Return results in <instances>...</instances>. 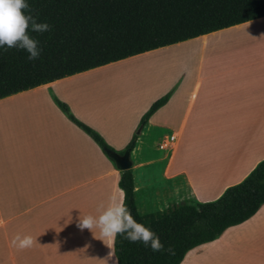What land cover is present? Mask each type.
<instances>
[{
    "label": "crops",
    "instance_id": "crops-1",
    "mask_svg": "<svg viewBox=\"0 0 264 264\" xmlns=\"http://www.w3.org/2000/svg\"><path fill=\"white\" fill-rule=\"evenodd\" d=\"M262 25L264 17L184 41L192 44L184 65H169L167 82L146 89L153 94L143 100L97 101L72 81L182 42L0 98V264H105L112 249L98 228L81 232L76 223L98 217L111 196L122 199L119 171L51 96L120 151L149 105L170 91L129 153L138 215L172 202H210L240 182L264 159ZM165 134L175 136L170 151L157 148ZM16 234L37 243L18 250L10 246ZM179 264H264V203Z\"/></svg>",
    "mask_w": 264,
    "mask_h": 264
},
{
    "label": "trees",
    "instance_id": "trees-1",
    "mask_svg": "<svg viewBox=\"0 0 264 264\" xmlns=\"http://www.w3.org/2000/svg\"><path fill=\"white\" fill-rule=\"evenodd\" d=\"M37 22L51 31L31 33L42 52L35 61L19 49L0 48V98L104 66L157 48L264 17V0H27ZM154 100L140 116L120 151L77 120L52 96L59 111L88 136L114 165L108 153H130L148 118L168 99ZM117 186L135 219L155 232L165 249L153 252L122 236L112 241L118 264H179L184 254L213 241L251 217L264 203V159L238 183L210 202H172L158 212L138 215L130 168L119 171Z\"/></svg>",
    "mask_w": 264,
    "mask_h": 264
},
{
    "label": "clouds",
    "instance_id": "clouds-1",
    "mask_svg": "<svg viewBox=\"0 0 264 264\" xmlns=\"http://www.w3.org/2000/svg\"><path fill=\"white\" fill-rule=\"evenodd\" d=\"M51 25L46 22H37L36 16L27 0H0V48L19 49L28 53V60H37L42 52L40 41L31 33L43 34L51 31ZM97 211L98 217L87 215L77 219L76 227L83 232L85 229L92 232L94 228L100 230L102 238L114 241L117 236H122L130 243H140L153 252H171L165 249L159 236L150 228L139 223L132 215L122 199L111 196L107 206L101 204ZM37 240L30 235L16 234L10 246L18 250L31 248ZM105 264H118L114 249L110 248L104 258Z\"/></svg>",
    "mask_w": 264,
    "mask_h": 264
},
{
    "label": "rangeland",
    "instance_id": "rangeland-1",
    "mask_svg": "<svg viewBox=\"0 0 264 264\" xmlns=\"http://www.w3.org/2000/svg\"><path fill=\"white\" fill-rule=\"evenodd\" d=\"M260 28H264V25ZM191 47L192 44L185 45L182 42L156 55L123 62L106 71H99L80 80H73L72 83L83 85L88 90L91 88V93L97 101L112 100L115 103H122L143 100L148 94H153V89L149 90V93L146 89L153 88V86L159 87L167 82L169 65L172 64L174 68L184 65L186 50Z\"/></svg>",
    "mask_w": 264,
    "mask_h": 264
},
{
    "label": "water",
    "instance_id": "water-1",
    "mask_svg": "<svg viewBox=\"0 0 264 264\" xmlns=\"http://www.w3.org/2000/svg\"><path fill=\"white\" fill-rule=\"evenodd\" d=\"M114 162V166L118 171L125 170L130 167L129 153L124 152L122 155H116L114 153H108Z\"/></svg>",
    "mask_w": 264,
    "mask_h": 264
},
{
    "label": "built area",
    "instance_id": "built-area-1",
    "mask_svg": "<svg viewBox=\"0 0 264 264\" xmlns=\"http://www.w3.org/2000/svg\"><path fill=\"white\" fill-rule=\"evenodd\" d=\"M175 136L173 134L163 135L157 143V148L159 150L170 151L175 146Z\"/></svg>",
    "mask_w": 264,
    "mask_h": 264
}]
</instances>
